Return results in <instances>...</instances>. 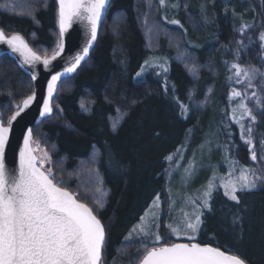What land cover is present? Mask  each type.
I'll return each instance as SVG.
<instances>
[{
  "label": "trees",
  "instance_id": "1",
  "mask_svg": "<svg viewBox=\"0 0 264 264\" xmlns=\"http://www.w3.org/2000/svg\"><path fill=\"white\" fill-rule=\"evenodd\" d=\"M170 1L177 4L179 24L165 20L159 0H112L90 58L59 83L54 114L33 129V142L52 157L55 180L77 193L104 224L106 264H137L142 259L144 253L128 245L126 233L155 196H163L167 157L178 147L184 154L176 159L181 156L186 167L210 131L230 132V138L219 136L218 142H225L230 158L241 167H254L249 150L237 138V126L227 121L231 112L227 97L233 62L262 65L258 39L247 42L249 38L239 35V29L261 22L264 31V0ZM22 3L0 0V28L6 34L22 35L41 56L52 55L59 39L56 0L38 4L28 0L29 9L21 7ZM173 38L200 65L196 77L188 70L190 65L176 57L181 50L171 42ZM241 40L245 46L237 57ZM153 54L170 61L168 68L172 77L176 75L179 96L172 98L155 72L137 77ZM33 92L31 77L3 55L0 119L6 124ZM182 104L188 107L186 115L181 114ZM252 105L264 137V113ZM121 114L123 119L113 130L112 123ZM258 167L255 164L254 169ZM258 185L237 193L239 203L216 197V212L205 217L196 242L230 250L246 264H264V184ZM97 198L102 207L96 204Z\"/></svg>",
  "mask_w": 264,
  "mask_h": 264
},
{
  "label": "snow or ice",
  "instance_id": "2",
  "mask_svg": "<svg viewBox=\"0 0 264 264\" xmlns=\"http://www.w3.org/2000/svg\"><path fill=\"white\" fill-rule=\"evenodd\" d=\"M56 3L59 39L50 57L41 56L33 51L20 34L7 35L0 29V45H7L12 54H18L19 58H22L20 60L22 66H28L33 70L31 72L33 81L37 79L35 68L38 64L42 63L47 69L64 52V37L73 24L82 23L89 32V39L81 53L72 59L63 72L53 74L47 82V96L43 100L41 116L53 113L51 101L57 90V82L63 76L75 72L80 62L88 55L92 42L97 38L98 27L108 0H56ZM159 3L163 7L165 0H159ZM171 23L179 24V21L172 20ZM249 27L252 25H243L239 29L241 35ZM258 39L264 46V32L260 33ZM244 46L243 40L238 42L237 57L240 55V48ZM145 65L152 66L149 61H145ZM157 66L165 73L168 71L164 64ZM231 69L234 72L229 79L235 78L237 84L245 85V90L231 91L229 100L236 103L231 109L230 120L239 125L241 140L250 146L251 160L256 162L258 158L253 133L258 121L254 109L249 107L248 102L255 101V110L264 113V100L257 91L248 95L246 89L255 88L253 82L257 76L264 79V72L254 66L243 67L238 62H233ZM145 71L146 68L142 67L141 71L136 73L137 77ZM189 71L194 73L195 67L189 68ZM34 99L35 93L23 100L22 105L17 106L15 114L8 119L7 125L0 120V264H103L106 244L104 225L97 218L93 208L81 202L67 188L60 186L51 167L45 170L44 165L51 158L47 152L39 160L34 155V149L30 146L32 138L30 128L27 129V134L23 137V147L19 150L18 169L10 170L6 166V148L10 144L13 122ZM181 109V114L186 115L188 107L182 104ZM122 119V114L117 116L112 123L113 130ZM261 145L264 146V138L261 139ZM167 159L172 160V157L169 156ZM185 171L190 177L191 169ZM258 182L264 184V172L259 169L241 168L236 176L230 171L226 179L222 177L220 186L224 188L225 196L239 203L237 192L255 189ZM216 187L214 178L209 181L203 193L202 203L197 205V209L210 207L209 200ZM192 203L196 204L195 201ZM96 204L99 207L103 206L99 198L96 199ZM158 211L159 195L140 218L141 223L134 226L125 237L126 240H131L135 235L138 242L142 243L144 254L139 264H246L241 255L233 254L230 250L195 242L202 224L198 210L191 216L188 213L183 214L182 228L168 225L172 234L178 239L183 236L188 243H163L165 237L158 231L160 219ZM143 241H149L151 246Z\"/></svg>",
  "mask_w": 264,
  "mask_h": 264
},
{
  "label": "rangeland",
  "instance_id": "3",
  "mask_svg": "<svg viewBox=\"0 0 264 264\" xmlns=\"http://www.w3.org/2000/svg\"><path fill=\"white\" fill-rule=\"evenodd\" d=\"M32 2H37V4L39 2H41V0H31ZM46 0H43V2L45 3ZM173 1V0H172ZM27 2L28 0H23V3L20 4L21 7L30 8V5L27 7ZM175 3V4H174ZM175 5V6H174ZM163 8V13L164 14V18L167 22H169L171 24L172 20H176L175 18V9L177 8V4L175 1L171 2L170 0H165V5L162 7ZM245 19H242V22H244ZM249 21V20H248ZM251 22V21H249ZM260 22V20H259ZM252 27H249L245 30V32L243 34H246L247 38H251L253 37V39H258L259 35L261 32H264L262 30L261 27V22L260 23H251ZM160 27V26H159ZM157 30V28H156ZM161 30V29H160ZM158 31V30H157ZM241 35V33L239 34ZM235 37H231V40H234ZM246 41L248 42L249 39H246ZM173 42L175 45H177L180 48V53L176 56L179 59H182L183 61L185 60L186 63H188L191 67H195V72H191V75H193V77H196L197 69L200 68V65L198 64L197 60L192 56V54L190 53V51L187 50V48H184L181 44V42H178L176 40V38H173V40L171 41ZM258 42L261 45V42L258 39ZM175 46V50H178L179 48ZM233 46H234V42H233ZM262 46V45H261ZM262 65L261 66H254L258 69H260L261 72H264V46H262ZM51 56V55H50ZM146 61H149V63L152 65L151 67H148L145 65L144 63V67L146 68V71L141 75L144 76L147 73H154L155 72V77L157 79L160 80V83H162L163 88L165 90V82L167 83V91L170 92V94H172V98L173 97H177L179 96L178 94V87H177V83H175V76L174 75L172 77V75L174 74L169 68L168 65L170 64L169 60L166 59H162L158 56H153L151 55L149 57V59H147ZM160 64H164L167 68L168 71L165 73L162 71V69L160 67H158L157 65ZM243 67H247L249 65H241ZM189 70V69H188ZM233 72L234 70H230V75L229 77L233 76ZM178 74V73H175ZM260 76H257V79L253 82L256 87L255 88H249L246 89L248 95H251V93L253 91H257L258 94L261 96L262 100H264V79H262ZM230 80V79H229ZM231 81V89L230 92L233 89L236 90H240V91H244L245 90V85H241V84H237L235 82V78H233ZM59 85L58 84V89H59ZM230 96V94H229ZM229 96L227 97V101H228V108L229 110L232 109L233 106H235L236 101H231L229 100ZM252 102L255 105V101H249V107L253 108ZM204 104H206V101L203 102ZM231 116V112L229 114ZM230 116L227 119L228 123L232 124V125H236L237 126V138H239V140H241L240 137V127L238 124H235L233 122H231L230 120ZM10 119V118H9ZM245 123H247L245 121ZM260 130L258 129V125L256 124L254 127V133H253V141H254V145H255V150H256V154H257V161L253 162V166H259L258 168L264 172V146L261 145V139L264 138L262 137V135H260ZM219 136L222 137L224 139V137H228L229 138L232 136V134L230 132H227V134H222V135H218L217 132L215 131H210L208 137L206 138L207 140L202 143L199 148H197L195 151V154L191 157V159L188 162V165L186 167H183V163H181L180 161V157L183 156L184 152L181 151V148L178 147L176 149V153H174L173 155H171L172 160H168V170H167V180H166V193L164 198L160 197V211L157 212V215H159L160 219L158 221L159 223V233L162 237H165L163 243H167V244H171V243H180V242H184V243H188L189 241L184 238L183 236H181L179 239L171 233L170 228L168 227V225H172L173 227L176 226H180L181 228L183 227V219H184V213H188L189 216H191L193 214L194 211L198 210L199 213L201 214V220H202V224L200 227V231L197 234V238L196 241L200 238L205 222V217L207 215L212 216L213 213L216 212V210H214L213 208V204L215 202V198H224V188L220 186V182H221V178H227L228 173L231 171L233 173L234 176L238 175L241 168L238 162L235 161L236 159H232L230 158V149L226 148V144L225 142H218L219 141ZM229 142L232 141V138L228 140ZM243 146H246L247 149L249 150V145L245 144L242 140H241ZM32 145L34 147L35 153L37 158L42 159L44 157V153L47 152L46 149L41 146L39 143H37L36 141H32ZM183 152V153H182ZM250 152V151H249ZM178 154H181V156L176 159V156ZM251 154V152H250ZM48 157H50L51 159L45 163L44 168L45 170L49 167H51L53 169V160L51 155L47 152ZM183 159V158H182ZM177 160V162H175ZM254 167L252 169H254ZM186 169H191V176L189 177V175L186 173ZM53 172L55 174V171L53 169ZM56 177V176H55ZM205 178H207V180L205 181ZM215 178V183L217 185V187L213 190L212 192V197L209 200V208H203L200 207L197 209V205H200L202 203V198H203V193L204 191L207 189L208 183L209 181H212ZM86 185L84 184L82 187H85ZM258 183H257V187L258 188ZM255 188V189H256ZM240 191H238L237 193H239ZM245 192V191H243ZM75 194V193H74ZM77 194V193H76ZM75 194V195H76ZM238 196V195H237ZM227 197V196H226ZM156 198V196H155ZM154 198V199H155ZM228 198V197H227ZM229 199V198H228ZM192 201H195L196 204L194 205L192 203ZM152 205V203H151ZM164 205V207H163ZM149 210V207L145 210L143 216L145 215V213ZM220 213H218L219 215ZM149 219H151V217H149ZM141 223V220H138L137 223H135L133 225L137 226ZM252 223V221H251ZM250 223V224H251ZM133 227L126 233V237L129 235V232L132 231ZM126 240V239H125ZM195 241V242H196ZM126 242H128V245L133 247H135V252L137 253H144V249L142 247V243L138 242V239L135 237V235L133 236V238L131 240H126ZM143 243H149V247L151 246L149 241H143ZM127 245V246H128ZM140 262V261H139ZM139 262L137 264H139ZM103 264H106V262L104 261Z\"/></svg>",
  "mask_w": 264,
  "mask_h": 264
},
{
  "label": "water",
  "instance_id": "4",
  "mask_svg": "<svg viewBox=\"0 0 264 264\" xmlns=\"http://www.w3.org/2000/svg\"><path fill=\"white\" fill-rule=\"evenodd\" d=\"M111 2L112 0H108L106 9L102 15L101 22L98 27L96 40L92 42V46L89 48L88 55L84 58V60L80 62V65L77 67L76 71H78L83 65V63L86 62L90 58L92 50L97 44L98 35L101 29L100 27L102 25V22L106 18L105 16L108 12V9L111 6L110 5ZM13 34H19V33H13ZM7 35H12V34H7ZM88 39H89V32L86 26L82 23L73 24V26L65 34V37H64L65 50L61 54V56L58 57L55 61H53L52 64L47 69L43 66L42 63L36 66L35 72L37 75V79L35 81L32 80L33 89H34L33 93H35V99L29 105V107L25 109L24 112H22L21 115L17 117V119L13 122L12 131L10 133V144L6 148V166L10 170H15V169H18L19 167V150L20 148L23 147V137L27 134V129L30 128L32 130V138H31L30 146L33 148V145H32L33 129L37 127V125L40 124V122H42L44 119L48 118L49 116L53 114L52 113L51 115H45V116L40 115L43 109V100L47 96V82L51 79V76L53 74H56L58 72H63L64 68L72 61V59L78 53H81L82 48L86 45ZM28 45L29 47L32 48V46L29 43ZM33 51L35 50L33 49ZM3 55H8L10 58H12L17 63L19 68L23 72H25L27 75H29V77H31V72L33 70L28 66H22V64L20 63V60L22 58H19L18 54H12L11 51L8 50L7 45H0V58ZM75 72L63 76L61 80L69 78V76L74 75ZM60 81L57 82V90L54 93L53 99L51 101L52 107L54 105L55 98L59 92L58 84ZM22 102L20 103V105H22ZM15 112L13 113V115L15 114ZM5 125H7V123ZM34 155L36 156L35 150H34ZM97 218L100 219L99 217ZM106 238H107V235H106ZM180 243H183V242H180Z\"/></svg>",
  "mask_w": 264,
  "mask_h": 264
},
{
  "label": "bare ground",
  "instance_id": "5",
  "mask_svg": "<svg viewBox=\"0 0 264 264\" xmlns=\"http://www.w3.org/2000/svg\"><path fill=\"white\" fill-rule=\"evenodd\" d=\"M174 4H175V3H174ZM175 55H176V54L173 53V56H175ZM150 56H151V55H150ZM150 56H149V57H150ZM153 56H158V55H157V54H153ZM149 57H148L147 59H149ZM147 59H146V60H147ZM146 60H145V61H146ZM76 72H77V71H76ZM76 72H75V73H76ZM75 73H74V74H75ZM53 111H54V106H53ZM54 112H55V111H54ZM54 112H53V114H54ZM53 114H52V115H53ZM52 115H51V116H52ZM51 116H49V117H51ZM49 117H48V118H49ZM48 118H46V119H48ZM44 120H45V119H44ZM44 120H43V121H44ZM43 121H42V122H43ZM40 124H41V122H40ZM38 125H39V124H38ZM167 170H168V167H167ZM167 173H168V172L166 171V175H167ZM167 176H168V175H167ZM167 176H166V179H167ZM165 193H166V191L163 193L162 198H164Z\"/></svg>",
  "mask_w": 264,
  "mask_h": 264
}]
</instances>
